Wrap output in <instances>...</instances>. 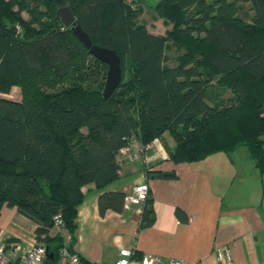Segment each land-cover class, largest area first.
Returning a JSON list of instances; mask_svg holds the SVG:
<instances>
[{"label": "trees", "instance_id": "obj_1", "mask_svg": "<svg viewBox=\"0 0 264 264\" xmlns=\"http://www.w3.org/2000/svg\"><path fill=\"white\" fill-rule=\"evenodd\" d=\"M68 2L92 44L119 56L107 97V64L62 25L52 0H0V207L33 221L37 242L53 254L73 247L83 188L118 178L116 156L132 135L146 145L169 133L174 163L244 146L264 174V0H158L164 35L128 0ZM13 86L19 100L2 95ZM124 196L100 193L99 213L121 212ZM58 212L67 242L49 235ZM153 221L148 196L141 226Z\"/></svg>", "mask_w": 264, "mask_h": 264}, {"label": "crops", "instance_id": "obj_2", "mask_svg": "<svg viewBox=\"0 0 264 264\" xmlns=\"http://www.w3.org/2000/svg\"><path fill=\"white\" fill-rule=\"evenodd\" d=\"M15 88L2 95L9 98L17 92L12 99L19 100L20 91ZM151 143L139 159L120 166L117 179L102 188H83L72 250L97 264H113L120 247L134 248L138 256L216 264L215 247L226 245L235 264H264V174L247 148L238 146L198 161L174 163L167 152L174 145L169 133ZM154 171H174L176 177H160ZM144 182L154 210L151 225L141 226L143 203L121 212L107 209L103 215L99 213L100 193L128 194ZM35 226L15 207H0V243L31 242ZM63 232L67 242L69 235ZM57 233L51 229L49 235Z\"/></svg>", "mask_w": 264, "mask_h": 264}, {"label": "built area", "instance_id": "obj_3", "mask_svg": "<svg viewBox=\"0 0 264 264\" xmlns=\"http://www.w3.org/2000/svg\"><path fill=\"white\" fill-rule=\"evenodd\" d=\"M151 142L143 145L132 135L123 146L116 160L121 166L126 161H134L140 158L142 153L151 147ZM149 195V187L146 182L135 185L131 193L125 194L123 209H130L133 205H139ZM53 228L61 235H65L64 220L61 213H55L52 217ZM216 264H235L231 250L226 245L217 246L214 249ZM52 263L49 260H52ZM0 264H83L79 255L67 245L60 246L55 254L48 250L43 243L35 239L24 245L18 243H0ZM113 264H201L196 262H185L177 258L162 260L153 254L137 255L134 248L120 247L118 257Z\"/></svg>", "mask_w": 264, "mask_h": 264}, {"label": "water", "instance_id": "obj_4", "mask_svg": "<svg viewBox=\"0 0 264 264\" xmlns=\"http://www.w3.org/2000/svg\"><path fill=\"white\" fill-rule=\"evenodd\" d=\"M56 7V17L60 19L63 26L69 27L73 35L88 49L97 59L107 64V73L103 89V95L107 97L113 92L121 80L120 59L114 50L93 45L88 35L77 23L69 8L68 0H52Z\"/></svg>", "mask_w": 264, "mask_h": 264}, {"label": "rangeland", "instance_id": "obj_5", "mask_svg": "<svg viewBox=\"0 0 264 264\" xmlns=\"http://www.w3.org/2000/svg\"><path fill=\"white\" fill-rule=\"evenodd\" d=\"M133 3V5H139L142 7V16H141V21L145 23L146 28L149 32L153 34H160L164 35L169 29H170V24L165 21L162 18H158L155 12L153 11V6L156 4L158 0H128ZM167 54L169 55V58H172L175 53L174 49H171L167 51ZM172 63V62H171ZM107 73V72H106ZM106 79V78H105ZM17 87V86H16ZM16 90L19 89L18 87L15 88ZM15 93L17 92H12L11 97L9 98H15ZM229 92H227L225 95H228ZM55 230V228H52V231ZM65 233V232H64ZM66 236V233H65Z\"/></svg>", "mask_w": 264, "mask_h": 264}]
</instances>
